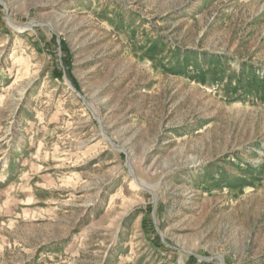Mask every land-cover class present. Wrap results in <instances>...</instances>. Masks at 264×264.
I'll use <instances>...</instances> for the list:
<instances>
[{"label": "rangeland", "instance_id": "374dc122", "mask_svg": "<svg viewBox=\"0 0 264 264\" xmlns=\"http://www.w3.org/2000/svg\"><path fill=\"white\" fill-rule=\"evenodd\" d=\"M0 264H264V0H0Z\"/></svg>", "mask_w": 264, "mask_h": 264}, {"label": "trees", "instance_id": "16d2710c", "mask_svg": "<svg viewBox=\"0 0 264 264\" xmlns=\"http://www.w3.org/2000/svg\"><path fill=\"white\" fill-rule=\"evenodd\" d=\"M73 82V81H72Z\"/></svg>", "mask_w": 264, "mask_h": 264}]
</instances>
